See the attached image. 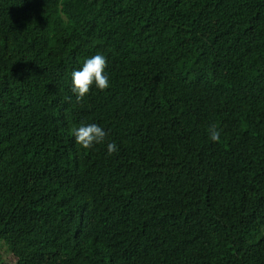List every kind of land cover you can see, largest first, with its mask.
Instances as JSON below:
<instances>
[{
	"label": "trees",
	"instance_id": "16d2710c",
	"mask_svg": "<svg viewBox=\"0 0 264 264\" xmlns=\"http://www.w3.org/2000/svg\"><path fill=\"white\" fill-rule=\"evenodd\" d=\"M97 53L110 87L77 103ZM0 251L264 264V0H0Z\"/></svg>",
	"mask_w": 264,
	"mask_h": 264
},
{
	"label": "clouds",
	"instance_id": "9594fccd",
	"mask_svg": "<svg viewBox=\"0 0 264 264\" xmlns=\"http://www.w3.org/2000/svg\"><path fill=\"white\" fill-rule=\"evenodd\" d=\"M107 60L104 55L97 53L87 58L80 70L72 73V91L76 94L77 103L82 102L88 96L93 86L99 92H105L110 87L109 77L105 75ZM208 138L211 142L220 141L221 132L216 124H212L207 129ZM71 134L75 138V143L84 150H91L96 145L105 144L107 133L96 123L83 124L74 127ZM107 155L112 156L117 152L115 142H109L106 145Z\"/></svg>",
	"mask_w": 264,
	"mask_h": 264
},
{
	"label": "rangeland",
	"instance_id": "374dc122",
	"mask_svg": "<svg viewBox=\"0 0 264 264\" xmlns=\"http://www.w3.org/2000/svg\"><path fill=\"white\" fill-rule=\"evenodd\" d=\"M1 252H4V251H0V254H1ZM0 259H1V257H0Z\"/></svg>",
	"mask_w": 264,
	"mask_h": 264
}]
</instances>
